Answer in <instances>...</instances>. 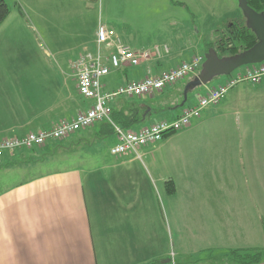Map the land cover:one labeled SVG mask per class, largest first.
Masks as SVG:
<instances>
[{
	"label": "crops",
	"instance_id": "obj_1",
	"mask_svg": "<svg viewBox=\"0 0 264 264\" xmlns=\"http://www.w3.org/2000/svg\"><path fill=\"white\" fill-rule=\"evenodd\" d=\"M150 2L101 0L96 21L87 15L99 0H9L0 50L23 54L37 24L55 41L77 44L60 51L70 56L71 69L80 54L95 51L99 24L124 30L141 24ZM169 3L165 23L177 26L182 21L174 12L187 7ZM197 55L178 62L170 48L139 66L112 70L105 90L157 78ZM25 71L0 67V140L50 130L94 104L79 95L73 74L66 86L50 89L48 78ZM225 82L189 90L186 102L178 83L153 97H119L111 109L151 114L144 127L174 121ZM64 142L74 154L86 152V162L17 182L9 178L12 171L38 152L0 158V264H229L231 251L264 250V80L238 85L189 128L137 154H111L117 137L107 123L40 151ZM168 182L175 185L172 195Z\"/></svg>",
	"mask_w": 264,
	"mask_h": 264
},
{
	"label": "built area",
	"instance_id": "obj_2",
	"mask_svg": "<svg viewBox=\"0 0 264 264\" xmlns=\"http://www.w3.org/2000/svg\"><path fill=\"white\" fill-rule=\"evenodd\" d=\"M96 35L95 51L82 53L71 62L79 95L94 102L91 108L79 113L70 121L58 123L50 130L0 140V158L5 153L13 154L20 150L42 148L49 142H62L78 131L91 128L97 123H107L114 128L117 143L111 148L113 156L137 154L140 148L161 142L166 134L189 128L193 120L200 118L203 110L217 106L235 86L242 83L257 85L264 80V63L247 66L243 73L231 77L218 88L210 89L206 96L199 98L196 106L184 110L178 119L159 121L137 132L125 131L115 126L112 121L111 103L115 99L153 97L166 88L197 75L204 57L196 56L157 78H145L143 81L130 83L116 90L106 91L103 81L112 70H120L125 66H139L144 60L169 54L170 49L165 46L155 47L153 51L147 52L131 51L116 32L104 24H99Z\"/></svg>",
	"mask_w": 264,
	"mask_h": 264
},
{
	"label": "rangeland",
	"instance_id": "obj_3",
	"mask_svg": "<svg viewBox=\"0 0 264 264\" xmlns=\"http://www.w3.org/2000/svg\"><path fill=\"white\" fill-rule=\"evenodd\" d=\"M172 1L175 3L180 2L187 7V9H177L174 12L177 20L181 19L182 22L180 24L182 25L171 26V23H165L168 15H172V10L167 11L163 8V5H167L170 2L169 6H171ZM137 2L148 4L149 0H137ZM150 4L151 6L145 7L143 11L145 20L141 24H135L126 30L122 27H111L118 33L124 45L128 46L131 51L147 52L153 51L155 47L163 48L167 46L169 49H174L176 53V57L174 58H177L178 62L192 56L194 53H198L197 56L204 57L208 52L206 51L207 45L219 38L220 31L230 25L232 21L241 19L243 16L238 5V0H151ZM98 6L95 13L92 14L90 12L87 15L89 20L94 16L96 21L99 19L101 15V0H99ZM108 10H110L109 4H105L104 16L108 14ZM29 19H31V16H29ZM35 27L33 28L34 33L29 38V42L22 44L24 47L23 54L0 50V67L22 69L26 70L25 73L34 71L42 80L48 78V87L50 89L58 88L60 85L66 86V82L71 80L70 76L73 74L69 66L71 58L68 54L64 56L60 55V51L67 49L66 46L76 47L77 44L57 42L55 41V37L46 36L40 26L35 24ZM84 29L86 28L84 27ZM191 47L193 48L190 54H188ZM184 51L185 53H183ZM180 54H182V57L179 58ZM187 54L188 57L186 56ZM70 55L73 54L70 52ZM244 69L245 67H242L230 76L218 77L206 86H214L223 80L227 82L231 77L243 72ZM190 78L181 82L179 88H186V85L191 80ZM206 86L199 87L197 90L199 91V89ZM153 119L157 120V115ZM149 123L150 120L144 122L142 125ZM68 144V142H64L55 145V147H49L44 151L38 150V154L33 161L29 160L25 163L21 161L22 164L12 171L13 173L9 178L17 182L25 181L37 175L69 169L74 167V165L78 166L82 164V161L86 162V152L74 154V152H71ZM214 254L218 255V253ZM201 258H204V256L201 255ZM213 258L217 259L216 256ZM211 262L208 264H223V262H216V260ZM261 264H264V261Z\"/></svg>",
	"mask_w": 264,
	"mask_h": 264
},
{
	"label": "trees",
	"instance_id": "obj_4",
	"mask_svg": "<svg viewBox=\"0 0 264 264\" xmlns=\"http://www.w3.org/2000/svg\"><path fill=\"white\" fill-rule=\"evenodd\" d=\"M8 1L9 0H0V27L10 14ZM247 2L248 5L256 12H264V0H247ZM256 43V36L246 27L245 19L242 16L241 19L239 18L235 21H232L230 25L220 31L219 38L208 44L206 51L214 49L218 56L223 58L248 50ZM111 116L115 126L125 131L137 132L146 127H144L142 124L148 121V118L151 117V114H146L145 111H135L134 109H131L127 112H112ZM173 134L174 133L166 134L164 139ZM42 148H34L29 151L34 152ZM168 192L170 195L175 193V185L173 182H168ZM226 258L229 264H261L264 261V250H234L231 251L226 256Z\"/></svg>",
	"mask_w": 264,
	"mask_h": 264
},
{
	"label": "water",
	"instance_id": "obj_5",
	"mask_svg": "<svg viewBox=\"0 0 264 264\" xmlns=\"http://www.w3.org/2000/svg\"><path fill=\"white\" fill-rule=\"evenodd\" d=\"M238 5L246 27L254 33L257 43L248 50L223 58H220L214 49H210L204 56L201 71L186 85L185 102L189 90L206 86L218 77L230 76L242 67L264 63V12L253 10L247 0H238Z\"/></svg>",
	"mask_w": 264,
	"mask_h": 264
}]
</instances>
